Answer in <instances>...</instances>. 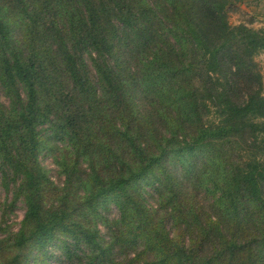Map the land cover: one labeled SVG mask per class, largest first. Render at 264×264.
Wrapping results in <instances>:
<instances>
[{"label":"trees","instance_id":"1","mask_svg":"<svg viewBox=\"0 0 264 264\" xmlns=\"http://www.w3.org/2000/svg\"><path fill=\"white\" fill-rule=\"evenodd\" d=\"M234 10L236 0H0V172L17 182L12 196L24 198L32 224L15 236L13 264H28L20 251L27 241L38 250L58 230L98 246L96 229L73 218L82 194L87 205L107 195L123 215H145L131 183L169 161L188 166L203 151L180 191L196 202L204 192L221 217L208 213L195 237L161 219L148 241L160 255L148 264H214L221 255L233 264L250 247L262 248L264 261V95L255 61L264 29L230 22ZM43 136L76 152L66 173L75 192L64 186L48 206L35 160ZM100 154L115 174L103 175ZM162 179L153 212L167 195L182 197ZM200 214L195 208L192 222ZM201 241L217 244L216 254Z\"/></svg>","mask_w":264,"mask_h":264},{"label":"rangeland","instance_id":"2","mask_svg":"<svg viewBox=\"0 0 264 264\" xmlns=\"http://www.w3.org/2000/svg\"><path fill=\"white\" fill-rule=\"evenodd\" d=\"M244 19L245 17L238 10L229 13V21L232 23H238ZM127 47L128 52H131L129 43ZM255 61L261 73V93L264 95V49L255 55ZM136 108L138 112H142L141 106ZM44 137L43 146L41 151L36 154L35 160L45 175V187L42 188L41 193L43 205L48 206L58 202V197L64 193V186L67 190L69 188L72 193L75 192L74 186L76 185L68 187L69 184H66V173L72 166L76 152H70L69 144L59 136ZM114 139L116 140V138ZM241 144L239 142L238 146ZM124 154L127 158L129 157L128 152ZM204 155L203 151L202 154L199 153L193 158L188 157L186 159L188 166L169 161L166 168L155 167L150 173L141 175L131 183L128 191L131 192L133 198L144 202L147 208L145 215H141L139 211L136 213L132 211L133 214L130 217L129 212L123 215L117 200L111 199L107 195L94 198L90 200L91 205H87V202L82 203L80 200H86L88 195L82 194L75 204L79 206V209L74 211L73 218L75 221L96 229L100 240L98 246L89 247L82 234L74 236L77 232L75 230H58L56 236L48 240L40 249L35 250L36 240L30 242V239L24 248H20V251L27 252L28 264H85L91 260V264H148V262L158 259L160 250L153 248L148 241L153 237L157 227L161 226L159 224L161 219H169L175 234L185 232V236L191 234L195 237L204 227H207L208 218L206 215L208 213L210 216L220 215L221 217V214H216L217 210L209 204L210 196L204 192L196 191L195 194H198V202H196L194 199L187 200L186 196H183L184 193L180 191L179 185H182L183 180L189 178L190 174L187 170H195L198 161ZM101 157L100 154L97 163L103 171V175L109 176L112 172L115 174L116 170L109 163L104 162ZM210 167L211 164L207 168L210 169ZM174 171L180 179L174 178ZM160 177L168 178L171 188L179 189L182 197L175 198L173 201V196L167 195L160 203L161 210L153 212L158 208L157 199L165 183L164 179L160 181ZM7 182L8 187L6 186ZM76 184L80 185L79 180ZM15 185H17L16 181L5 180L0 172V264H13V255L19 249L13 245L15 236L21 229L28 231L32 225L25 217L27 207L24 198L12 196V191L16 189ZM166 194L167 192L164 193V195ZM71 204L74 206L73 203ZM195 208H198L202 213V215L200 214L202 218L192 222ZM65 240L70 242V247H65ZM193 243L197 244L196 239ZM201 244L205 245L206 253L212 255L216 254V248L219 247L214 242L202 243L201 241ZM260 251L262 248H247L240 253V258L233 264H263ZM226 260L227 255H221L213 261L214 264H226Z\"/></svg>","mask_w":264,"mask_h":264},{"label":"crops","instance_id":"3","mask_svg":"<svg viewBox=\"0 0 264 264\" xmlns=\"http://www.w3.org/2000/svg\"><path fill=\"white\" fill-rule=\"evenodd\" d=\"M237 9L256 28L264 29V0H236Z\"/></svg>","mask_w":264,"mask_h":264}]
</instances>
